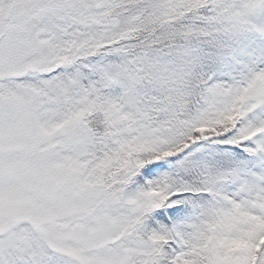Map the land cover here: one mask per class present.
<instances>
[{
  "label": "snow or ice",
  "instance_id": "snow-or-ice-1",
  "mask_svg": "<svg viewBox=\"0 0 264 264\" xmlns=\"http://www.w3.org/2000/svg\"><path fill=\"white\" fill-rule=\"evenodd\" d=\"M0 264H264V0H0Z\"/></svg>",
  "mask_w": 264,
  "mask_h": 264
}]
</instances>
